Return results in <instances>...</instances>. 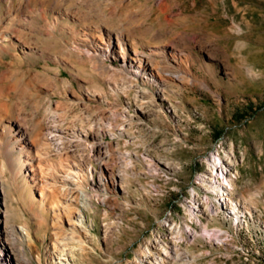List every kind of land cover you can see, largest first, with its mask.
<instances>
[{"label":"rangeland","instance_id":"374dc122","mask_svg":"<svg viewBox=\"0 0 264 264\" xmlns=\"http://www.w3.org/2000/svg\"><path fill=\"white\" fill-rule=\"evenodd\" d=\"M8 8L0 264H264V0Z\"/></svg>","mask_w":264,"mask_h":264},{"label":"bare ground","instance_id":"6f19581e","mask_svg":"<svg viewBox=\"0 0 264 264\" xmlns=\"http://www.w3.org/2000/svg\"><path fill=\"white\" fill-rule=\"evenodd\" d=\"M27 7H28V5L26 6V8ZM3 15H4L5 20H6V22H7L8 25L6 27H3L2 28L3 20H2V18L0 16V53L7 52L9 49H11V47L13 46V44H11V42L9 40H11L12 38H14V35L16 36L17 33L22 34V31H24L23 30L24 29V26L23 25H21V26H17L16 25V22H17V19L19 18V16H18V14H16L14 12V10L8 8V9H6V11L4 12ZM109 40L110 39H108V41ZM115 40L117 41V47L124 49V46L125 45L122 44L123 42L121 40H119V38H116ZM9 42H10V45L7 46V43H9ZM111 42H112V40H110L109 43H111ZM133 56H137V55L134 54ZM210 164H211V171L212 172H216V174L219 173V174L224 175L223 170L220 167L218 168V165H217L215 159L212 160ZM223 178H224V180L227 181V179L225 178V176H223Z\"/></svg>","mask_w":264,"mask_h":264},{"label":"trees","instance_id":"16d2710c","mask_svg":"<svg viewBox=\"0 0 264 264\" xmlns=\"http://www.w3.org/2000/svg\"><path fill=\"white\" fill-rule=\"evenodd\" d=\"M247 108H248V110H250L251 113H255V111H256V110H255L253 107H251L250 105H248ZM244 117H245V115H242V114L240 115V118H244ZM218 134H219V132H218Z\"/></svg>","mask_w":264,"mask_h":264}]
</instances>
